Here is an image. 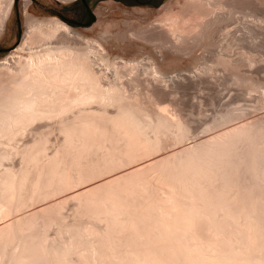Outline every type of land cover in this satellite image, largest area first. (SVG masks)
<instances>
[{"label": "bare ground", "instance_id": "obj_1", "mask_svg": "<svg viewBox=\"0 0 264 264\" xmlns=\"http://www.w3.org/2000/svg\"><path fill=\"white\" fill-rule=\"evenodd\" d=\"M241 2H246L245 5L252 2L256 7L257 4H264L261 0H231V5ZM12 3L13 0H0V36L6 28ZM207 3L216 5L213 0ZM167 7L164 6V10ZM235 8L234 11L227 10V13L218 8L224 14L217 11L219 15L213 12L215 17H211L218 21L224 16L232 18L235 12H239ZM103 11L102 7L97 9L96 24L85 31L75 30L56 17L40 19L26 13L22 42L0 61L4 76L0 78V264H264V117L248 120V117L245 118V109L240 112L244 105L240 103V111L234 105L237 102L239 104L245 95L237 99L239 101L231 99L225 102L231 97H225L224 92L222 94L227 98L222 102L224 108L217 113H213L214 109L211 118L202 123L197 116L190 115H194L193 121L197 118L200 122V126H196L199 122L195 120L193 124L190 116L191 120L188 116L184 117L175 103L176 96L173 99L172 95L177 93L176 87H173L175 90L167 89L168 86L163 84L168 78V73L166 75L164 69H160V64L165 60V50L160 49L163 52L157 51L156 56H150L148 52L144 56L143 50L130 58L129 54L127 57L120 55L121 51L132 50L134 43L136 45L140 40L150 43L153 40L148 38L147 29L138 33L130 31L126 20L123 24L117 20L109 27H102ZM254 14L253 19L256 18ZM245 16L246 20L249 14ZM171 18L164 21L173 24L175 15ZM233 18L238 20L240 16ZM95 27L105 28L99 39L90 37ZM262 27L259 26L261 30L257 28L258 33L264 32ZM238 28L233 30L237 31ZM137 39L140 40L136 42ZM255 39H248L246 43L250 40L251 44ZM165 45L162 44L160 48ZM248 45L245 48L247 52L250 51L247 50ZM174 47L167 49L173 50ZM254 50L251 48L253 53L257 52V49ZM260 50L259 54L263 52ZM197 63H191L190 67L195 68ZM208 65L206 63L203 69L199 66L201 71L197 76L185 69L188 72L182 71L179 77L186 83L201 81L211 67ZM145 77H150L148 80L153 85L149 95L150 102H153L150 109L137 99V95H128L124 86L125 81L135 82ZM179 81L175 79L176 85L182 83ZM255 84L253 88L257 87ZM259 88L253 90L254 93L258 94L259 90V95H263L264 87H261L263 91ZM252 89L250 93H253ZM156 98H167V103L160 104ZM260 98L263 99L262 96ZM261 102L260 105L254 102L257 104L255 109H258V105L262 108L264 101ZM200 112L199 119L206 115L200 117ZM51 123L58 124L56 130L51 127ZM54 130H58L59 136L63 137L65 142L61 143L65 148L83 153L101 150L106 155H117L118 160H108L111 165H127L128 168H123L119 173L113 170L115 175L111 177L108 175V178L105 176L101 180L100 175L101 181L95 180L97 183L91 182V185L85 184L79 189L77 185V190L72 188L74 192H65L64 188L70 185L67 170L76 162H69L66 153L64 159L59 158V155L44 158L49 151L48 145L52 144L49 142ZM26 133L30 134V140L19 145V138L22 136L24 139ZM194 135L198 140L186 147L187 141ZM95 137H99L100 141L103 139V143L98 144ZM169 140L177 148L171 143L176 149L165 153V141L168 143ZM43 154L41 158L45 161L39 166H43L42 174H36L42 178L37 177L40 181L34 179L38 181L33 184L35 193L45 189L44 194H50L57 193V189H64L62 192L67 194H61V197L57 196L59 198H53L52 201L50 197L48 199L49 195H45L48 200H45L46 203L43 199L39 200L44 194H36L32 199H35L36 205H39L37 201L44 202V206L34 205L33 208L35 201L31 205L28 199L33 209L23 211L27 205H24L21 193L27 186L30 169L41 164L40 156ZM90 156L86 162L92 158ZM78 170L80 166L79 169L75 168V171ZM76 174L77 181L81 175ZM161 177L166 178L165 188L153 182ZM71 200H75L79 206L74 210L77 215L86 213L89 219L95 220L94 226L97 228L98 222L103 223L104 227L100 228H105L104 235L91 236L81 225L63 226L61 209ZM48 221L59 226L56 237H50L47 233L50 225ZM149 233L155 239L148 238ZM101 243L104 246L109 244V247L103 249ZM120 249L122 251L119 253ZM176 252L179 253L180 261L173 259Z\"/></svg>", "mask_w": 264, "mask_h": 264}, {"label": "rangeland", "instance_id": "obj_2", "mask_svg": "<svg viewBox=\"0 0 264 264\" xmlns=\"http://www.w3.org/2000/svg\"><path fill=\"white\" fill-rule=\"evenodd\" d=\"M127 1H129V3H124V2H121L119 0H70V1H67V2L66 1L64 2V1H61V0H13L12 11L10 13L9 19L6 22V28H5L4 32L2 33V35L0 36V61L3 58L9 56L13 52V50H15L16 47L22 42L23 36H24V33H25V29H26V23H25L26 22V20H25L26 18L25 17L27 16L26 13H28V14L30 13L29 15H32L33 17L35 16L36 18L38 17L40 19L49 18V17H56L59 20L67 23L69 26H71L75 30L77 29V30L85 31L86 29H89L92 26L94 27V24H96V22L98 20L97 9L99 7H102L104 9V11H103L104 12V16L102 17V25H101L102 27H106V26L109 27L110 25H112V23L114 21H117V20L121 21L120 24H123L124 20H126L128 22V24H129V28L128 29H130V31H136L138 33V31H140V30L147 29L148 38L153 40L150 43V42H147V41H143V40L137 39L136 42L139 41V40L141 42L136 43V45L134 43V45L137 48L136 50H135V46L133 45L132 50L131 49H126L125 51H121L122 53L120 55H125L127 57V55L129 54L128 58H130L135 53H138L139 51L143 50L142 52H143V54H145L144 56L147 55V52H148V55L151 54L150 56H156V52L157 51L159 53V51L165 50L164 53H163V55L165 56V60L163 61V63L161 62L162 64H160L161 65L160 69L162 71L164 69V72H166V75L168 73V75H170V76L167 75L168 78L166 77L167 80H165L166 82H163V84H164V86L166 85V87L168 86L167 89H172L174 86L176 87V88L175 87L174 88L176 89L177 93L175 94V92H174L173 93L174 95H172V96H173V99L176 96L175 97L176 98L175 99L176 100L175 103L178 104V108L181 109V111L184 113L183 114V115H185L184 117L188 116V118H189L190 115L194 114L195 116L198 117V120L199 121L202 120L200 122L203 123L205 119L207 120V118L208 119L211 118L210 114L212 115L213 113H217L218 110L221 111V109L224 108V107H222V105H224V103H222V102H224L229 97H231V98H229L225 102H227V101H229L231 99H235V101H239L237 99H242L243 97H244V99H246L247 97L249 98V99L247 98L248 101L247 100L242 101V100H244V99H242V100H240L241 102L239 101V104H238V102L234 104L236 107H238V109H239V107L241 105L240 103H242L244 105V106H241L242 109H241V111L239 109V111L240 112H244L245 111L244 113L247 114V116L245 118L248 117V120H252L253 118H262V117H264V107H263L264 105H262V108L259 106L260 102L262 101L261 103H263V101H264V96H263L264 94L261 95L262 93H260V95H259V92H260L259 90H258V94H257V92L254 93V91H253V90L257 91V88H259L258 87L259 85H261L260 88H259L260 90H262L261 87H264V80H262V79H264V66H263L264 65V61H263L264 60V48H263L264 45L262 46V44H264V42H262V41H264L263 40L264 38L261 37V36H264L263 35L264 32L263 31L259 32V33H261V36L258 33V29L261 30V28H259V26H261V27L263 26L264 27V24H263L264 23V19H262V18H264V4L261 5V6L257 4V7H258L257 8L256 5H252L253 4L252 2H250V3L247 2L246 5H245L246 2H243V3L241 2L242 4L241 3L240 4L239 3H234L235 5H231L232 4L231 0H213V1H215L216 5H214V4L213 5L212 4L208 5L207 2H209V0L208 1L207 0H200V1H198V0H141V1H143L142 2L143 4H137L135 2L136 0H127ZM219 1L222 2V3H220ZM261 1L264 2V0H261ZM109 2H110V4H109ZM237 4H238V6H236ZM243 4H244V6H243ZM166 5H168L167 10H164V6H166ZM207 5H208V7H206ZM229 6H231V7H229ZM232 7H234V8L236 7L237 9L235 8V10L239 9V12H235L233 14L234 16H232V18L224 16L225 20L223 19V17L221 19L218 18L219 21L216 20V19H213L215 17V15H214L215 13H217L216 16L219 15V12H217V11H222L224 9V11H226L225 13H227L228 12L227 10L234 11V8H232ZM245 7H247V8H245ZM218 8H220L222 10H220V9L217 10ZM224 11H222V14H224L223 13ZM240 11L242 13H244L245 15L247 14V16L249 14V17H247V19L245 20L246 16L244 15L245 16L244 17L243 14L240 13ZM211 12H212V14L214 12V14L212 15ZM253 13H256V15L254 14L256 16V18H254V19H253V17H254ZM89 14L92 16V22H90V23H89V19H90V15ZM220 14H221V12H220ZM174 15H175V19H173ZM250 15L252 17H250ZM235 16L236 17L240 16V19L237 20V19L233 18ZM176 17H178V19ZM167 18L173 19L174 20L173 24L170 23L169 21H167L169 23H166L165 21H166ZM228 18L231 19V20H229ZM211 19H213V20H211ZM222 19L224 21H222ZM250 20H252L251 24H250ZM262 20H263V22H262ZM210 21L211 22L215 21V23L212 22V24H211ZM245 23H246V25H248V23H249V25L246 26ZM166 24L168 26V27L166 26L167 28L164 27ZM202 24L204 26H202ZM162 25H163V27H162ZM237 27H239V28L237 29V31H235L236 30L235 28H237ZM95 28H96V30L90 33V37L99 39L100 36H101L100 34H101L102 30H105V28L104 29L103 28L101 29V27H95ZM233 29H235V30H233ZM215 30L218 31V32H216ZM245 32L247 33L246 34L247 37L245 35ZM254 33H255L256 36L254 35ZM234 34H236L235 38L238 36L239 40L235 39L233 37ZM251 36H252V38H250ZM253 36H255V37H253ZM242 38H244V39H242ZM234 39H235V41H233ZM248 39H255V40H253V42H251V44H250V40H249L248 43H246ZM161 40H163L162 44H164V45L166 44L165 47H163V48L162 47L160 48V46L162 45L161 44ZM242 40H244V41L241 42ZM172 41L173 42L175 41L174 42L175 43L174 44L175 47L172 46L173 45V44H171ZM215 41H217V43ZM236 41H237V43H236ZM239 41H240V43H239ZM260 41H261V43H260ZM157 42L159 44H157ZM259 43H260V46H262V47L259 46ZM246 44H249L247 46V50L251 51V48H252V51H253L254 50L253 47L256 46L255 48L257 50L256 49L255 50L257 52H255V50H254L255 53H253L252 51L251 52L250 51L247 52L246 49H245L246 48ZM137 45H138V47H137ZM251 45H252V47H251ZM166 46L174 47L175 49L178 46L179 48H177V50L174 51L175 50L174 48H172L173 50H170L171 48H169V50H168L167 49L168 47H166ZM249 46L251 48H248ZM257 46H258V48H257ZM260 48H261V50H260ZM160 49H162V50H160ZM258 50L263 51V52H260V54H259ZM127 51L128 52L130 51V52L128 53ZM174 52L175 53L177 52V53L175 54ZM249 52H250V54H247ZM158 53H157V55H158ZM250 55H251V57H253L252 59H251ZM166 57H167V59H166ZM244 59L247 60V61H245ZM214 60H215V62H214ZM248 60H250V63L248 62ZM189 61L191 63H194V64H196V62L198 61V63H197L195 68L192 66V68H193L192 69L190 67V65H192V64ZM228 61L229 62L231 61L230 62L231 64ZM188 62H189V64H188ZM204 62L209 64L208 65L209 67L211 65L209 70H211L212 73H211V71L208 70V73L206 74L205 78H202L201 81H200V79H199V81H196V82L199 83V86H196V85H198V83L196 84L195 81H188L190 83L189 84L188 82L186 83L185 81L181 80V77H179V76H181L180 74L185 69L186 70L188 69V71H191L190 73L193 74L194 76L199 75L197 73H199L201 71L200 69L201 68L203 69L205 67V65H206V63L204 64ZM212 64H213V66H212ZM262 68H263V70H262ZM186 70L184 72H188ZM259 71H260V73H259ZM225 75H227V76H225ZM175 76H176V78H174ZM207 77H209L208 80H210V81L207 80ZM0 78L1 79L4 78L3 70L1 68H0ZM149 78L145 77V78H143L141 80H138L139 82L135 81L137 84L133 81L134 84H136L137 86L132 84L133 82L125 81L126 85H124V86H126L125 87V89H126L125 92L128 95H130V96L133 95V94H135V96L137 95L136 96L137 99L141 100L140 102L150 109L152 107V103L153 102H150L151 98L149 97V95H150L151 89H153V85L150 84L151 82H149L150 81V80H148ZM172 78H174V79L172 80ZM177 78L180 81H182V83H178L179 86H178V84L176 85L177 82H175V79H177ZM146 79H147V81H146ZM235 79H236V81L238 83L235 81ZM143 80L145 82H148V83H144ZM244 80L247 82V85H246V82ZM227 81L229 82V85H227L228 84ZM251 81L253 83H254V81H255V83H257V84L254 83L257 86L256 88L252 87V85H254V84ZM192 82H194V83H192ZM191 83H192V85H191ZM224 83H226V85ZM248 85L251 87L250 89L253 88L252 89L253 93H250L251 91L249 92L250 89H248L249 88ZM193 86H195V87H193ZM225 87H227V88H225ZM227 91H229V93ZM224 92H225L224 96L227 97V98H225L223 96L222 93H224ZM239 92L240 93L243 92V93L240 94ZM248 92L250 94H252V95H250ZM226 94H227V96H226ZM246 94H247V96H246ZM237 95L240 96V97H238ZM243 95H245L246 97L243 96ZM248 95H250V97L251 96H253V97L250 98ZM198 96H199V98H198ZM260 96H262L263 99L260 98ZM257 97L260 99V101H259V99ZM252 98H254V99L257 98L258 100L256 99L255 101H253ZM156 99H157V101H159L160 104H166L167 103V101H166L167 98H163V99L161 98L160 100L158 98H156ZM211 100H212L213 103L211 102ZM197 101H198V103H197ZM220 101H221V103H219ZM214 102H216V103H214ZM254 102L257 103V104L259 103L258 109H255V107H257L256 106L257 104H255ZM197 104H199V105L201 104V105L199 106ZM202 104H203V106H202ZM212 104L215 105L214 108H213ZM236 104H238L239 106L236 105ZM252 106L253 107L255 106V107L253 108ZM214 109H216V110H214ZM243 109H245V110L242 111ZM109 110L111 112H113V110H111V108ZM213 110H214V112H213ZM199 112L201 114L200 117L202 116V114H206L207 117L205 115V117L199 119ZM193 116H190V118L192 119ZM194 119L196 121H198L197 118H194ZM192 121H193V119H192ZM194 121H193V124L196 123V121L195 122ZM200 122H199V124L196 123L195 125L196 126H200ZM52 124L54 125L55 123H51V127L52 128L55 127V130H56L57 129L56 128V124L57 123L54 126H52ZM57 131L52 133V135L50 136L51 140H50L49 144L50 143H52V144L48 145L49 146L48 147L49 151L47 153V156H44V154L41 155L40 156L41 164L39 163L40 165H38V167L36 166V167L31 168L30 169L31 173L29 171V175H30V177L28 179L29 182L28 181L26 182L27 186L28 185L29 186L25 187V189L28 192L24 189L22 191V193H21V199L23 198L22 201L25 203L24 205H27V206H25L26 208L23 209V211L24 210L25 211H30V209L32 210L33 208H35L34 205H36V201H35V199H32V198L34 196H37L36 194H39V193H40V195L41 194L43 195L45 193V191H46L45 189H42L41 192H39V193L36 192L35 193V190L33 189V184H37L38 181H40V180H38V178H42V177L36 176V174L38 172L40 174H42L41 170H43V166L41 168L39 166H41L42 162L45 161V160L43 161V158H41L43 156H44V158L45 157L50 158V157H55V156L59 155L58 156L59 158L64 159L63 158L65 156L64 153H66L65 157H67L69 162L70 161H74V162H71L73 164L76 162L74 165H70V169L67 170V171L70 172V173L68 172L69 181H70L69 187L68 188H64L65 190L64 189H60V190L57 189L58 190L57 193L55 191V192L50 193V194H44L39 199L40 201H42L41 199H43V201L46 200L47 202H48L47 197H46L47 195H49L48 199L50 197L51 200L50 199L49 200L52 201L53 198L57 199V198L61 197V194L65 195V194L69 193V191L70 192H72V191L74 192V189L77 190V189L81 188V186L85 187L84 186L85 184H87L86 186H88L89 184L90 185L92 183L94 184V182L97 183V182L103 180L105 176H106V178H108V175L111 177V175L113 176V175H115V173H117V172L119 173V172L123 171L122 170L123 168H125V167L128 168L127 165L126 166H121V165H115V164H112L114 168L112 167L110 162L112 160H118V156L117 155H114V156L106 155L104 153V151L100 152L101 150H98L99 152L96 151V150H93V151H90V152L87 151V152L83 153L82 151L79 152V150L78 151L77 150L71 151V149L65 148L64 147L65 145L62 146L65 141L63 140L62 136H59ZM29 135L30 134L27 135V133H26V135L24 134L23 135L24 139H22V136H21L19 138L20 140L17 143L18 144L20 143L19 145H21V144L23 145V143L24 144L27 143L28 140H30V136ZM194 137H195V135H194ZM95 138L97 139V140L96 139L95 140L97 141L98 144H102L103 143V141H102L103 139H101V141H100L99 137H95ZM193 138L189 140L190 142L187 141L188 142V143H186L187 145L185 144L186 147L192 145V143H194V142H196L198 140L196 137L194 139ZM95 140H93L92 142L96 143ZM191 140H193V142ZM61 142H63V143H61ZM58 143L60 144V146H59ZM165 143H166L165 144L166 148H164V150H163V152H165V153L166 152L167 153L171 152V151H173V150H175L177 148L176 147L177 145L175 146L172 141L170 142V140L168 142L170 144H168L167 141H165ZM171 143L176 148L173 145H171ZM56 145H58V147ZM61 146H62L63 149H61ZM54 149L55 150L58 149V150L55 151ZM61 151H63L62 154H61ZM77 152H78V156L79 157L77 156ZM50 153H54L55 155H53V154L51 155ZM73 153H74L75 156L73 155ZM80 153H81V155H80ZM60 154H61L62 157H60ZM70 154H72V155H70ZM94 154H95V156H94ZM48 155H50V156H48ZM88 155L89 156L91 155L90 158L92 157L91 159L89 158L90 159L88 161L89 163L86 162V159L88 158ZM103 155L106 156V157H104ZM83 156H84V158H83ZM109 156H110V158H108ZM99 157H100L101 161L98 160ZM14 158H15V160L17 159L16 157H14ZM82 158H83V160H85V162H86L85 164L88 163V165L84 164V161L82 160ZM67 159L65 158V160H67ZM76 159H78V161ZM103 159L105 160V162L103 161ZM108 160L109 161L111 160V161L109 162ZM78 162H79L80 170L75 171V168L79 169ZM95 163H96V165H99V163L101 165L96 166ZM76 164H77V167H76ZM105 164H106V167H104ZM108 165L111 168L108 167ZM72 166H75V167H72ZM103 168H105L104 171H102ZM109 168H110V171H109ZM106 169H108L107 172L105 171ZM98 170H100L101 174L98 173L99 172ZM113 170L115 171V173H114ZM73 172H75L74 174L79 172L78 174H76L78 176H79V174L81 175V177L79 176V180L77 179V181H76V178H78V177L75 176L73 174ZM103 172L107 173V174H104ZM108 172H111V174L108 173ZM112 173H114V174H112ZM70 175H71V177L72 176H74V177L71 179ZM100 175H102L100 177L101 180L99 179ZM39 176H41V175H39ZM34 179H37L38 181L34 180ZM32 180H34V183H33ZM95 180H97V182ZM35 181H36V183H35ZM153 182L155 184H157V186L159 185V187H164L165 188L166 178L161 177L160 179L153 180ZM30 184H32V185H30ZM77 185H78V188H77ZM73 187H75V188L72 189ZM68 189H70V190H68ZM63 190L65 192H67V191L68 192L67 193H65V192L63 193L62 192ZM24 191H26L27 193H25ZM23 192H24V194H23ZM29 193L31 194V196H30ZM58 193H60V195ZM29 196H30V198H29ZM57 196H59V197H57ZM28 199L31 201V205H32V202L35 201V203L33 202V205H32L33 208L29 204L30 201H28ZM36 200H38V198H36ZM40 201L39 202L37 201V204H39V205H36V207H41L40 205L44 206L43 204L46 203V201H45V203L44 202L42 203ZM69 202L70 203L66 202L67 204L64 205V207H62V209H61L62 210L61 212L63 213V218L61 219V223L63 224V226H66V225H81L84 231H86L88 234L90 233L89 235L92 234L91 236H93V235L97 236V235H102V234L104 235L105 228H100V226H103L102 222H98L97 221L98 225H99L98 228L100 229L99 230L97 228V226L96 227L94 226L95 220L94 219H89V217H87L88 215L86 213H81L82 215L81 214L77 215L75 213V211L79 208V206L77 205V202L75 203V200H71ZM76 206H78V207H76ZM28 208H29V210H28ZM82 211L85 212L86 210H82ZM47 220H50V218L49 219L47 218ZM50 221H48V222L50 223ZM51 223H50V225H48L49 226L48 227V231H47V227H46V231H47V233H49L50 237H54V236L56 237L57 236L56 230H58L57 227H59V226L58 225L56 226L55 224L53 225V223L52 224ZM202 230L203 229H201V231ZM57 233H58V231H57ZM203 233L206 234V231L204 232V230H203ZM150 234L151 233L147 234V237ZM153 237L154 236L152 234L148 238L153 239ZM154 239H155V237H154ZM135 243H136V240H135ZM136 244H138V242ZM100 245H101V247L103 246L102 247L103 249L109 247V244L104 246V243H103V245L101 243ZM138 245H136V248H138L137 247ZM133 246H134V244H133ZM122 247L124 248V246H121V248ZM175 249L176 248H174V251H175ZM120 251H122V250L120 249L119 253H120ZM105 252L106 251H104V253ZM173 253H175V252H173ZM176 254L178 255L179 253L176 252ZM122 255H123V253H122ZM173 255H174L173 259L175 258L178 261H180V259H179L180 256L179 255L178 256L175 255V254H173ZM121 263H123V262H121Z\"/></svg>", "mask_w": 264, "mask_h": 264}, {"label": "flooded vegetation", "instance_id": "obj_3", "mask_svg": "<svg viewBox=\"0 0 264 264\" xmlns=\"http://www.w3.org/2000/svg\"><path fill=\"white\" fill-rule=\"evenodd\" d=\"M119 1L124 2V3H129V1H127V0H119ZM135 2H136L137 4H143V3H142L143 1H141V0H136Z\"/></svg>", "mask_w": 264, "mask_h": 264}, {"label": "trees", "instance_id": "obj_4", "mask_svg": "<svg viewBox=\"0 0 264 264\" xmlns=\"http://www.w3.org/2000/svg\"><path fill=\"white\" fill-rule=\"evenodd\" d=\"M90 15V14H89ZM92 22V16L90 15L89 23Z\"/></svg>", "mask_w": 264, "mask_h": 264}]
</instances>
